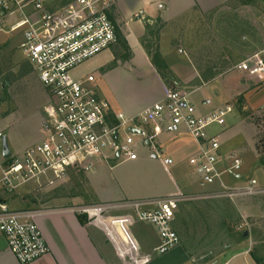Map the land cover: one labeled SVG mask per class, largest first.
<instances>
[{
  "label": "built area",
  "instance_id": "built-area-1",
  "mask_svg": "<svg viewBox=\"0 0 264 264\" xmlns=\"http://www.w3.org/2000/svg\"><path fill=\"white\" fill-rule=\"evenodd\" d=\"M114 0H72L49 8L48 0H0V18L15 21L8 32L21 30L19 48L31 65L45 93L39 142L22 152L0 156V189L14 193L33 184L59 178L70 169H91L103 161H134L137 143L146 145L156 133L185 134L196 145L188 164L198 175V184H214L222 191L198 197L167 196L154 199L120 201L71 209L95 223L104 232L119 257L139 256V244L133 237L136 223L155 231L157 244L152 254L164 255L179 245L173 228L178 206L197 198L241 199L264 195L254 179H244L242 160L235 152L221 151L220 133L232 112L229 106L214 107L209 99L200 102L209 108L199 113L183 91H166L157 102L133 117L109 116L92 75L75 77L73 71L85 61L108 50L118 42L117 26L110 18ZM245 79L264 83V49L257 51L234 68ZM151 130V132H149ZM4 136L0 131V142ZM171 165L170 159L163 160ZM234 178L237 186L227 188L223 177ZM38 211H12L0 204V234L18 264H30L47 255L49 248L36 223ZM111 227L120 229L128 247L115 244ZM240 226L239 228H241ZM141 256V255H140ZM142 264L149 256H141Z\"/></svg>",
  "mask_w": 264,
  "mask_h": 264
},
{
  "label": "rangeland",
  "instance_id": "rangeland-1",
  "mask_svg": "<svg viewBox=\"0 0 264 264\" xmlns=\"http://www.w3.org/2000/svg\"><path fill=\"white\" fill-rule=\"evenodd\" d=\"M48 1L49 8H54L72 0ZM14 22L0 18V131L7 141L10 153L39 142L42 107L46 104L45 93L19 48L21 30L8 32ZM154 29L155 34L146 41L145 48L154 56L155 51L159 49L158 45L163 41L176 56L175 70L171 71L166 66L161 75L163 78L159 75L166 87L171 91L190 94L188 99L191 102L196 103L208 98L216 107L229 106L232 109L227 118L228 129L221 137L222 152L224 154L237 152L242 160L241 176L244 179L256 180L258 186L264 188V164L258 162L259 159H264V91H262L264 83L247 80L234 69L249 55L264 49V0H218L216 7L205 12L199 2L195 1L193 10L184 12L164 26L156 24ZM93 58L77 67L73 75L85 76L94 70L96 64ZM161 59L155 58L158 66L162 65ZM116 85L118 87L116 91L119 90L120 96L123 97L132 90V83L127 80ZM1 144L2 141L0 156ZM152 154H155V158H151ZM136 155L134 163L97 161L93 163L91 169L101 165L109 168L118 164L113 172L127 180V186L139 181L143 183L144 188L165 187L168 176L160 164V152L138 145ZM183 167L185 171L193 170L188 163H184ZM91 169H70L59 178L46 180L41 186L29 184L14 193L2 190V195L10 204L12 211H31L60 205L71 210L95 205L86 181V175ZM194 178L197 180L198 175L193 171V181ZM223 184L227 188L238 185L237 180L231 177L223 180ZM212 189L219 192L223 187L218 184ZM208 201L215 205L218 202L229 205L227 207L230 208L231 236L237 237L245 231L249 232L254 241L251 250L264 254L262 253L264 249L258 250L260 246L264 247V195L241 197L233 199V202L222 197ZM195 202H184L186 204L179 205L175 225L180 237L179 247L165 255L170 253L172 257L183 252H186V255L193 252L194 258L197 238L205 232L207 233L201 238L202 244L208 242L210 245H217L215 240L218 231L214 227L218 221L217 209L203 211L206 215L209 214V217L196 221ZM240 220H246L248 224L234 232ZM204 224L208 226H203ZM139 226L141 227L136 233L145 246L153 238L156 239L149 226L145 224ZM147 231L152 232V235ZM133 237L135 238L134 234ZM139 247L140 252L142 249L140 244ZM165 255L153 254L152 257L159 261L165 260ZM142 261L139 253V256L125 257L119 263L142 264ZM261 261L264 264V258H261Z\"/></svg>",
  "mask_w": 264,
  "mask_h": 264
},
{
  "label": "crops",
  "instance_id": "crops-1",
  "mask_svg": "<svg viewBox=\"0 0 264 264\" xmlns=\"http://www.w3.org/2000/svg\"><path fill=\"white\" fill-rule=\"evenodd\" d=\"M195 1L199 2L204 12L216 7L218 2V0H134L133 2L114 0L110 8V18L118 29V43L96 55L93 58L96 64L94 70L85 75H92L95 78L97 92L107 102L111 118L118 114L123 115L125 118L133 117L144 108L159 101L169 90L155 69L144 44L151 38L156 24L164 26V24L174 21L184 12L193 10ZM146 26H148L149 31L146 30ZM158 46V54L163 63L171 71L175 70L176 56L174 52L163 41ZM125 80L132 83V90L130 94L123 97L120 96L119 90L116 91L118 88L116 84ZM200 102L192 103L197 107L199 113H206L209 108L201 106ZM211 105L216 107L212 102ZM227 126L224 129L210 130L211 133H220L221 144V137L224 131L228 129ZM138 145L142 144L138 142ZM143 146L160 152V164L168 176L165 187L152 188L148 186L144 188L142 187L143 183L139 181H134V183L127 186V180L122 179L121 176L115 175L113 172L118 164L109 166V168L101 165L94 167L86 175V181L92 194V202L101 204L167 196L198 197L205 193L214 192L212 188L218 184L201 188L198 179L195 180L194 178V181L192 179L194 170L185 171L184 163H188V158L196 151L195 143L185 134L173 135L160 131L149 143L147 142ZM26 147L16 149L12 154L20 153ZM163 154H165L164 157ZM151 158H155V154H152ZM164 159H170L172 164L165 165ZM134 161L131 163H134ZM225 178L226 176L223 180H227ZM2 192L0 190V204L7 205L11 210L10 204L4 199ZM192 201H196L194 203L196 221L205 220L206 217H209V214L206 215L203 211L217 209L218 221L214 226L218 231V237L215 240L217 245H210L208 242L202 244L201 238L207 233L205 232L197 238L198 241L196 240L194 258L193 252H188L187 255L186 252H183L172 257L169 253L168 255L164 254L165 260L155 261L151 253L152 248L158 242L157 236L154 234L156 239L153 238L145 246L138 233H136L141 224L136 223L132 228V233L142 248L140 255L149 256L148 261L143 264H259L254 261L251 254L258 260L260 259L259 261L264 258V254H258L251 250L252 245H254L252 235L245 231L244 234L237 237L235 235L231 236L230 208L227 207L229 205H226L225 202H218L215 205L204 198H197ZM184 204L186 203L182 202L179 205ZM36 211L39 212L36 216V223L49 248V252L30 264H120L119 261L123 259L118 256L113 244L104 236L105 234H103L101 228L88 221L85 216L82 219L83 223H81L80 217L63 205ZM240 221L235 226L234 232H238L240 226L243 227L248 224L246 220ZM175 225L176 215L173 228L177 232ZM203 226L207 227L208 225L204 224ZM151 231L155 233L153 228H151ZM148 233L152 235V232ZM260 234L262 233L260 232ZM234 238H237V240H234ZM113 242L117 244L116 241L113 240ZM262 249L264 247L260 246L258 250ZM0 264H18L1 234Z\"/></svg>",
  "mask_w": 264,
  "mask_h": 264
},
{
  "label": "trees",
  "instance_id": "trees-1",
  "mask_svg": "<svg viewBox=\"0 0 264 264\" xmlns=\"http://www.w3.org/2000/svg\"><path fill=\"white\" fill-rule=\"evenodd\" d=\"M145 28H146V30L149 31L148 26H146ZM153 34H155V33L152 32V35H153ZM146 52H147V54L150 56L151 61H152L153 65H154L155 69L157 70V72H158L159 75L161 76V75L163 74V70L166 69V65L163 63V61H161V63H162L161 66H158V65H157L155 58H160V55L158 54V51H155L154 56H153V54H151V52L148 51L147 49H146ZM161 77H162V76H161ZM162 78H163V77H162ZM4 88H5V84H4ZM258 162H259V164H264V159H259ZM79 217H80V219H79L80 222L83 223V220H82V219L84 218V216H79ZM85 220H86V219H85ZM251 256H252V258L254 259V261H255L256 263H259V264L261 263V264H262V261H259L257 258H255V256H254L253 254H251Z\"/></svg>",
  "mask_w": 264,
  "mask_h": 264
},
{
  "label": "bare ground",
  "instance_id": "bare-ground-1",
  "mask_svg": "<svg viewBox=\"0 0 264 264\" xmlns=\"http://www.w3.org/2000/svg\"><path fill=\"white\" fill-rule=\"evenodd\" d=\"M111 235L112 239L116 241L117 244H121L123 247L127 248L128 247V240L124 236V234L121 232L120 229H117L115 227H111Z\"/></svg>",
  "mask_w": 264,
  "mask_h": 264
},
{
  "label": "water",
  "instance_id": "water-1",
  "mask_svg": "<svg viewBox=\"0 0 264 264\" xmlns=\"http://www.w3.org/2000/svg\"><path fill=\"white\" fill-rule=\"evenodd\" d=\"M2 149H3V157L7 158L10 155V152L7 148V143H6L5 138H3V140H2Z\"/></svg>",
  "mask_w": 264,
  "mask_h": 264
}]
</instances>
